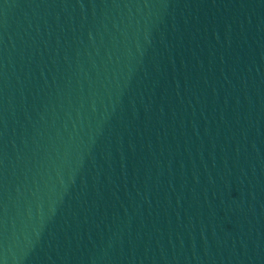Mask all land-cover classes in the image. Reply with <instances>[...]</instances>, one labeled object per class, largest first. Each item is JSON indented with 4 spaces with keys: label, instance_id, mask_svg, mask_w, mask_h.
<instances>
[{
    "label": "water",
    "instance_id": "1",
    "mask_svg": "<svg viewBox=\"0 0 264 264\" xmlns=\"http://www.w3.org/2000/svg\"><path fill=\"white\" fill-rule=\"evenodd\" d=\"M0 264H264V0H0Z\"/></svg>",
    "mask_w": 264,
    "mask_h": 264
}]
</instances>
